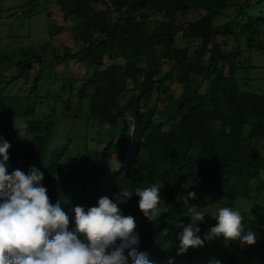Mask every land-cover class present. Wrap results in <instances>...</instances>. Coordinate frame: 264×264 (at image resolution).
<instances>
[{"label":"trees","instance_id":"obj_1","mask_svg":"<svg viewBox=\"0 0 264 264\" xmlns=\"http://www.w3.org/2000/svg\"><path fill=\"white\" fill-rule=\"evenodd\" d=\"M56 1L64 18H76L70 30L81 47L74 52L63 47L62 56L54 59L88 60L93 65L76 95L87 98V117L110 127L108 142L92 153L84 181L65 191L60 200L70 224L73 206L87 209L100 197L115 199L120 189L133 192L157 184L161 208L189 191L195 192V198H210L218 207L231 208L238 198L252 193L253 206L241 216L245 231L255 232L256 243L242 245L217 237L203 247H189L183 255L177 254V234L182 222H190L189 208L171 204L166 206L168 212L149 221L138 209L135 194L119 208L123 215L134 217L137 250L147 252L152 264H169L170 258L173 264H202L195 258L211 249L221 264H264V94L238 88L241 52L238 47L223 50L230 36L237 41L244 35L248 48L261 46L255 37L264 16L235 32L246 5L240 6L233 20L220 26L212 23L232 0ZM192 9L199 13L197 19H176L177 13ZM62 30L63 26L51 24L49 34ZM178 39L197 40L198 48L177 47ZM106 54L111 63L101 68ZM15 63L23 70L31 67L24 60ZM166 63L169 67L163 71ZM39 78L40 73L30 92L36 90ZM173 83L181 86L177 96L171 92ZM69 108L66 103L64 116ZM9 109L5 105L0 115V140L11 145L8 172L26 173L35 166L44 174L42 184L52 187L58 175H70L74 166L67 145L45 154L49 134L43 119L28 120L21 136L4 122ZM130 144L119 167L110 166L111 155L123 153ZM215 224L214 218L203 228L198 223L199 236L203 239Z\"/></svg>","mask_w":264,"mask_h":264},{"label":"rangeland","instance_id":"obj_2","mask_svg":"<svg viewBox=\"0 0 264 264\" xmlns=\"http://www.w3.org/2000/svg\"><path fill=\"white\" fill-rule=\"evenodd\" d=\"M241 5L246 7L236 20L235 32L239 31L244 23L264 16V0H232L221 14L213 19V25L220 26L233 20ZM96 7L103 6L97 4ZM198 17L199 13L193 9L176 15L180 22L193 21ZM76 22L72 15L63 17L56 0H0V115L5 105H9L10 109L4 122L11 124L21 136H25L28 120L43 119L45 130L49 134L46 156L51 150L67 145L69 162L74 166L70 175L56 177L55 186L43 185L47 188L51 203L60 201L65 191H70L74 185L84 181V174L93 161V151L101 150L110 137L109 125H100L87 117L88 100H80L76 95L79 83L90 75L93 65L88 60L78 62L54 59L62 56L63 47H68L72 52L80 49V44L73 40L70 30ZM51 24L63 26L64 30L50 36ZM255 40L261 46L248 48L244 35L237 38L239 42L230 36L223 50L228 52L238 47L241 52V67L236 74L238 88L264 94V23L260 26ZM182 45L193 50L198 48V41L178 39L176 46ZM19 60L31 62V67L23 70L15 63ZM111 60L109 54H106L101 68L110 64ZM168 67L166 63L162 65V70L165 71ZM39 73L37 88L30 92L34 78ZM200 89H204V84ZM171 92L179 95L181 86L173 83ZM4 97L10 99L5 100ZM66 103L70 105V113L64 116ZM127 120L131 121L129 116ZM131 148L130 144L123 153L116 151L111 155L109 165L119 167L124 155L129 153ZM187 193L176 200L166 201L165 206L179 204L184 209L195 206L209 214L219 208L210 198L198 196L188 199L185 203L184 197ZM251 195L238 198L232 208L241 214L247 213L254 203ZM188 214L187 211L186 216ZM209 214L205 215L203 222H198L202 228L212 222L213 218ZM187 219L190 221L189 216ZM214 258L215 251L211 249L205 253L201 252L195 259L204 264Z\"/></svg>","mask_w":264,"mask_h":264},{"label":"clouds","instance_id":"obj_3","mask_svg":"<svg viewBox=\"0 0 264 264\" xmlns=\"http://www.w3.org/2000/svg\"><path fill=\"white\" fill-rule=\"evenodd\" d=\"M10 146L0 140V264H152L147 252L137 250L139 234L134 217L123 215L119 204L135 194L142 214L149 221L157 220L169 210L160 206L161 188L157 184L133 192L120 189L115 199L100 197L95 206L87 209L73 206L70 224L61 201L50 202L42 184L43 172L35 166L27 173L19 169L8 172ZM195 195L189 191L185 203ZM188 213L190 222H182L177 234L178 255L185 254L189 247H203L217 237L242 245L256 243L255 232L245 231L238 210L219 207L209 214L193 206ZM206 214L216 224L202 239L198 222H203ZM169 264H173L171 258ZM209 264L221 261L213 259Z\"/></svg>","mask_w":264,"mask_h":264}]
</instances>
